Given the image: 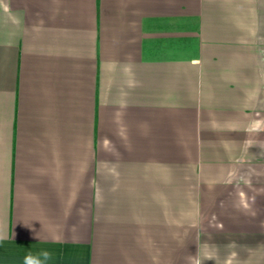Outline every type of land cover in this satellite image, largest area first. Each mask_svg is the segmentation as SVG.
Returning <instances> with one entry per match:
<instances>
[{
	"label": "crops",
	"instance_id": "1",
	"mask_svg": "<svg viewBox=\"0 0 264 264\" xmlns=\"http://www.w3.org/2000/svg\"><path fill=\"white\" fill-rule=\"evenodd\" d=\"M264 264V0H0V264Z\"/></svg>",
	"mask_w": 264,
	"mask_h": 264
},
{
	"label": "clouds",
	"instance_id": "2",
	"mask_svg": "<svg viewBox=\"0 0 264 264\" xmlns=\"http://www.w3.org/2000/svg\"><path fill=\"white\" fill-rule=\"evenodd\" d=\"M48 259H50V253L47 250H42L39 255L27 254L24 257V264H43Z\"/></svg>",
	"mask_w": 264,
	"mask_h": 264
}]
</instances>
